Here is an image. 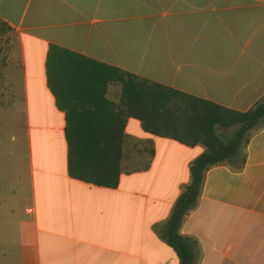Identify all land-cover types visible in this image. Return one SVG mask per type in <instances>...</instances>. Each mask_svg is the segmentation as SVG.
I'll return each instance as SVG.
<instances>
[{"label": "crops", "instance_id": "1", "mask_svg": "<svg viewBox=\"0 0 264 264\" xmlns=\"http://www.w3.org/2000/svg\"><path fill=\"white\" fill-rule=\"evenodd\" d=\"M0 24L12 34L0 49V264H181L163 232L206 147L128 118L119 185L75 178L49 56L66 50L246 113L264 98V0H0ZM246 151L242 170L206 172L183 220L192 264H264V127Z\"/></svg>", "mask_w": 264, "mask_h": 264}, {"label": "trees", "instance_id": "2", "mask_svg": "<svg viewBox=\"0 0 264 264\" xmlns=\"http://www.w3.org/2000/svg\"><path fill=\"white\" fill-rule=\"evenodd\" d=\"M48 72L49 86L67 114L75 178L108 188L119 185L128 118L141 121L149 134L206 147L163 232L181 264H192L196 243L180 235L183 220L197 205L207 171L221 165L244 168L250 139L264 127V98L240 113L59 48L51 50ZM114 85L121 86L118 104L108 98ZM233 127L232 139L224 140L223 133Z\"/></svg>", "mask_w": 264, "mask_h": 264}, {"label": "rangeland", "instance_id": "3", "mask_svg": "<svg viewBox=\"0 0 264 264\" xmlns=\"http://www.w3.org/2000/svg\"><path fill=\"white\" fill-rule=\"evenodd\" d=\"M11 37H12V34L0 24V49H1V52L6 51V49L4 47H2V45L4 44V42H10ZM0 56H1V53H0ZM3 84H4V81H3V77H2V79L0 81V105L4 99V95H3L4 94L3 93L4 86H3ZM5 119H6L5 115L0 114V142H4V143L7 142L8 143V139H9V135H10V131H9L10 128L8 125V120H5ZM7 164H8V168L13 170L14 161L11 160Z\"/></svg>", "mask_w": 264, "mask_h": 264}]
</instances>
